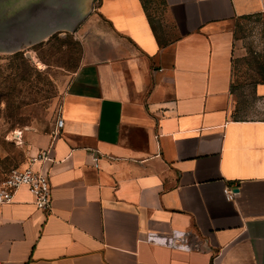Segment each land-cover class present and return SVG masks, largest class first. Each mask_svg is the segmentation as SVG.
Listing matches in <instances>:
<instances>
[{"label": "crops", "instance_id": "0c3cea01", "mask_svg": "<svg viewBox=\"0 0 264 264\" xmlns=\"http://www.w3.org/2000/svg\"><path fill=\"white\" fill-rule=\"evenodd\" d=\"M0 15L84 47L62 128L21 166L49 176L51 211L26 187L0 205V264H264V114L233 86L236 23L264 0H3ZM183 234L193 249L171 245Z\"/></svg>", "mask_w": 264, "mask_h": 264}, {"label": "rangeland", "instance_id": "374dc122", "mask_svg": "<svg viewBox=\"0 0 264 264\" xmlns=\"http://www.w3.org/2000/svg\"><path fill=\"white\" fill-rule=\"evenodd\" d=\"M3 18L0 15V182L38 156L39 138L55 129L69 72L80 64L84 51L75 34L56 33L43 40V24H24L29 28L22 32L20 21ZM235 29L239 55L233 63V86L238 106L241 111L256 108L260 114L251 110L252 116L261 117L264 102L257 100L254 88L264 66V15L239 19Z\"/></svg>", "mask_w": 264, "mask_h": 264}, {"label": "built area", "instance_id": "2783aa9c", "mask_svg": "<svg viewBox=\"0 0 264 264\" xmlns=\"http://www.w3.org/2000/svg\"><path fill=\"white\" fill-rule=\"evenodd\" d=\"M62 126L63 120L58 119L56 129H60ZM21 187H26L29 190L33 203L38 210L50 213L53 202L50 178L31 167L14 169L0 182V205L12 203L16 191ZM224 193L228 200H234L235 191L232 188H226ZM184 237H186V234L179 236V238L171 236L168 239L173 247L186 250L193 249L195 245H189Z\"/></svg>", "mask_w": 264, "mask_h": 264}, {"label": "bare ground", "instance_id": "6f19581e", "mask_svg": "<svg viewBox=\"0 0 264 264\" xmlns=\"http://www.w3.org/2000/svg\"><path fill=\"white\" fill-rule=\"evenodd\" d=\"M16 135L19 138L21 136V132L20 131H17Z\"/></svg>", "mask_w": 264, "mask_h": 264}]
</instances>
